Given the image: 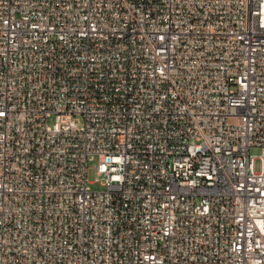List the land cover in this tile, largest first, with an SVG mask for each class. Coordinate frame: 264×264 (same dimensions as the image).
Segmentation results:
<instances>
[{
	"label": "built area",
	"instance_id": "2783aa9c",
	"mask_svg": "<svg viewBox=\"0 0 264 264\" xmlns=\"http://www.w3.org/2000/svg\"><path fill=\"white\" fill-rule=\"evenodd\" d=\"M0 264H264V0H0Z\"/></svg>",
	"mask_w": 264,
	"mask_h": 264
},
{
	"label": "rangeland",
	"instance_id": "374dc122",
	"mask_svg": "<svg viewBox=\"0 0 264 264\" xmlns=\"http://www.w3.org/2000/svg\"><path fill=\"white\" fill-rule=\"evenodd\" d=\"M54 120V117H49L48 118V123L52 124ZM250 155L256 157L257 159L255 160V167L258 170L259 169V164L260 161L258 159L259 155H260V148L258 147H252L250 148ZM98 163V158L95 156L92 160L88 161V170H87V180L89 182H91L89 185L92 189H102L103 186L100 185L98 182H95V178H96V165Z\"/></svg>",
	"mask_w": 264,
	"mask_h": 264
}]
</instances>
